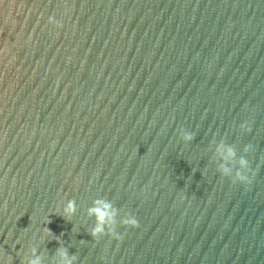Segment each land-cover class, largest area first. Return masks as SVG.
<instances>
[{
	"label": "water",
	"instance_id": "obj_1",
	"mask_svg": "<svg viewBox=\"0 0 264 264\" xmlns=\"http://www.w3.org/2000/svg\"><path fill=\"white\" fill-rule=\"evenodd\" d=\"M221 143L250 184L221 175ZM96 199L138 227L94 240ZM33 247L264 264V0H0V264Z\"/></svg>",
	"mask_w": 264,
	"mask_h": 264
},
{
	"label": "clouds",
	"instance_id": "obj_2",
	"mask_svg": "<svg viewBox=\"0 0 264 264\" xmlns=\"http://www.w3.org/2000/svg\"><path fill=\"white\" fill-rule=\"evenodd\" d=\"M49 24H55L57 28L61 25L50 17ZM241 129L247 131L246 125L241 124ZM185 143L190 142L193 139L191 134L185 133L182 136ZM251 150V146L246 145L244 148L245 154ZM216 154L222 161L219 172L223 177L231 178L233 183H239L242 185H248L250 180V164L243 156L238 160L236 158L235 150L226 144L221 143L216 148ZM235 161V170L230 165ZM76 213V202L74 200H68L63 206L62 216L68 220L71 219ZM87 215L90 218L95 219V225L90 230L92 238L98 239L104 235H109L113 239L119 241L122 239L121 235L117 232V227L122 226L125 228H137L138 221L130 213L124 212L123 215L117 211L113 204L106 199H96L92 202V206L87 209ZM119 217V220H118ZM59 242V241H57ZM58 264H76V256H70L68 251L64 248L58 249ZM24 264H42L41 258L36 254L35 248H31L30 257L24 261Z\"/></svg>",
	"mask_w": 264,
	"mask_h": 264
}]
</instances>
